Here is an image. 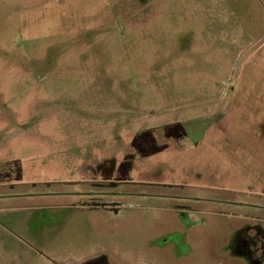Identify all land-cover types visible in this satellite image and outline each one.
Instances as JSON below:
<instances>
[{
	"label": "rangeland",
	"instance_id": "rangeland-1",
	"mask_svg": "<svg viewBox=\"0 0 264 264\" xmlns=\"http://www.w3.org/2000/svg\"><path fill=\"white\" fill-rule=\"evenodd\" d=\"M98 255L264 264V0H0V264Z\"/></svg>",
	"mask_w": 264,
	"mask_h": 264
},
{
	"label": "flooded vegetation",
	"instance_id": "flooded-vegetation-1",
	"mask_svg": "<svg viewBox=\"0 0 264 264\" xmlns=\"http://www.w3.org/2000/svg\"><path fill=\"white\" fill-rule=\"evenodd\" d=\"M105 194H113V195H115V194H119V193H117V192L116 193H110L109 192V193H105ZM179 198L186 199V200L191 199V198H188V196H183V195L181 197H179ZM258 243L259 244H257L256 247L257 246L261 247L262 245H260L259 241H258ZM79 264H111V262H110V260L107 257L98 255V256H95L94 258H91V259H88V260H84L83 262H81Z\"/></svg>",
	"mask_w": 264,
	"mask_h": 264
}]
</instances>
